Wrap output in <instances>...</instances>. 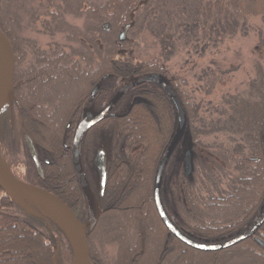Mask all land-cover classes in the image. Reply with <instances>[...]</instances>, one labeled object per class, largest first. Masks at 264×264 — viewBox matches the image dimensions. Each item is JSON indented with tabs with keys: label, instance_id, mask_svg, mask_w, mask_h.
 <instances>
[{
	"label": "trees",
	"instance_id": "1",
	"mask_svg": "<svg viewBox=\"0 0 264 264\" xmlns=\"http://www.w3.org/2000/svg\"><path fill=\"white\" fill-rule=\"evenodd\" d=\"M140 1L0 0V29L12 46L14 84L19 82V85H13L20 108L22 132L29 134L39 149L50 154L48 164L42 165L45 187L66 201L80 218L88 213L91 220V215L96 214V211L93 210L91 198L87 200L82 196L74 175L70 148L65 149V145L70 144L71 128H68V138H65L62 137L64 127L66 123L75 121L73 112L97 80H102L98 94L100 100L110 94L118 77L130 79L145 73L162 74L183 104L187 119L184 137L193 150V171L187 177L183 170L185 160H180L178 167H174L170 160L178 146L169 156L162 182L165 207L175 215L182 232L189 236L208 242L224 240L245 230L264 206V156L258 135L264 115V76L259 74L251 79L245 92L226 91L219 100L210 96L214 83H209L210 77L205 81L208 84L204 85L202 93L205 98L201 92L200 97L196 98L192 97V92L197 89L191 92L185 90L179 74L171 72L165 65L170 56L179 51L191 48V51L198 53L211 46L216 47L240 31L245 33L249 17L260 16L264 24V0H147L138 5ZM133 10L134 25L128 32L146 31L152 40L149 47L156 50L145 52L144 57L129 51L128 48L133 44L127 37L122 43L117 39V32L129 21L128 16ZM23 16L29 19L27 24H23ZM67 16L78 17L81 23L72 24L66 20ZM37 20L42 23L43 31L52 37L44 47L21 32L24 25L31 27ZM57 35L61 39H57ZM259 36L260 45L264 46V28L259 31ZM120 47L125 49L123 54L117 53ZM256 68L260 71L259 64ZM217 69L218 73L224 75L232 72V68ZM68 71L73 72L75 77ZM45 76L48 77L44 79ZM61 77L67 80V89L61 97L64 102L60 105V112H46L43 121L36 115L41 108L40 104L44 103L40 99L44 95L38 93L43 91L41 87L47 86V83L54 86ZM31 84L40 86L34 98L30 96L32 91L26 95L24 90ZM43 94L49 98L50 94ZM130 94L136 95L138 100L127 114L121 117L109 116L101 121V124L108 126L102 125L104 129L98 127L90 132L95 136L98 130H104L113 145L123 144L128 150L112 156L109 184L114 185L115 202L124 201L121 205L126 208L125 214L126 218L129 217L130 225L122 237L116 224L119 217H125V214L115 210L111 214L115 222L107 235L97 236L96 227L90 229L86 236L90 262L264 264V249L252 236L232 247L200 252L165 233V227L158 223L159 219L154 213L151 191L158 160L176 126V111L167 94L155 84H139L131 88ZM36 98L40 99V104L33 103ZM57 100L55 97L51 103H59ZM33 105L37 106L34 108ZM6 108L4 105L2 111ZM52 126L55 127L56 136L50 137ZM41 129L47 130L45 135H48L43 140L39 136L42 134ZM98 137L92 139L90 153L102 138ZM86 151L88 153V147ZM27 156L24 157L26 167H30L29 177H35L34 164ZM121 182H124L122 184L126 188L119 193L121 187L118 185ZM0 215L4 218L19 217L16 213ZM48 221L50 225L45 232L53 230V234L43 245L35 239L39 235L30 237L27 231L22 235L13 221L4 222V244L11 242L23 249L27 239H33L43 250H54L55 246L61 250L48 252L45 264H72L73 251L68 239L61 237L63 232L52 220ZM157 230L160 231L158 236ZM54 234L66 242L61 246ZM254 235L264 241V223ZM113 241L117 244L118 252L110 256L104 246ZM164 241L170 243L169 249L167 247L169 252L161 253ZM130 244H136V250L144 252H121L127 247L129 249ZM173 245L178 252H172ZM6 253L9 258L0 252V264H29L24 260L27 258L25 252L23 256L19 255L21 252ZM160 253L162 257L159 261ZM136 257H139L138 263Z\"/></svg>",
	"mask_w": 264,
	"mask_h": 264
},
{
	"label": "flooded vegetation",
	"instance_id": "2",
	"mask_svg": "<svg viewBox=\"0 0 264 264\" xmlns=\"http://www.w3.org/2000/svg\"><path fill=\"white\" fill-rule=\"evenodd\" d=\"M120 51H122V53L125 51L124 48H121ZM146 74V73H145ZM105 78V77H104ZM122 77H118L115 79V83H114V87L112 89H110V94H108L107 96H103L100 100H99V97H98V94H99V90L101 88V85H102V80H97V82H95L87 91V95L84 97V98H81L80 101H79V106L77 108V110L75 112H73V115L75 116V121H70V123H66V126L64 127V130H63V133H62V137L64 136L65 138H68L67 137V133H68V128H71V140H70V144L68 145H65V149H68V147L70 148V152L72 153V139H73V134L74 133V130H75V127L81 117V114L83 112V110L85 108H93L92 109V112H96V111H99L101 110L110 100L111 98L117 93L118 89H120L125 83L127 82H131V81H134L135 77L134 78H127V81L124 82L122 85L119 86V84L117 83V79H121ZM13 84H14V79H13ZM12 84V85H13ZM19 85V82L16 83ZM14 84V85H16ZM151 84H154V83H151ZM13 85V86H14ZM139 85V84H138ZM138 85H135V86H132L133 88L138 86ZM95 86H98L96 89H95ZM130 87L127 91H125V93L121 96V98H119L116 103L112 106L111 110H109L104 116L102 119H100L99 121H97L96 123H94L91 127H89L85 132H83V136L81 138V141H80V147H79V155H80V162H81V165H82V170L84 171V175L86 177V180H87V185H89V189H90V198H91V201H92V207H93V210L96 211V214H93L91 216H93V219H91L94 223L91 222V220H89V216L88 213H87V217H79L74 210H72L70 208V205L64 201L63 199H61L70 209L71 211L75 214V216L79 219V221L81 222V224H83L85 226V236H88V232L89 230L93 229L94 227H96V234L97 236L99 235H102V234H106L108 233L109 229L111 228V226L114 224V217L112 214L113 211L115 210H121V212H123L125 214V209L123 207V205L121 206V204H123L122 202H124L123 200L121 202H118L116 203V194H115V191H114V185L112 184H109L110 183V180H109V176H110V163H111V158L112 156H114L115 154L117 153H123L122 151H120L122 148H126V146H124L123 144L121 145H117V144H114L111 142V138H109L108 135L104 134V130L100 131L98 130V132L96 133V135L94 136L93 134H91L90 132L92 131V129H96L98 127H102V129H104V126H108V124H101V121H104L106 118H108L109 116L111 117H121L125 114H127L130 109H131V106L133 105V103H135L138 98L136 95L134 94H130V91H131V88ZM14 89H15V86H14ZM14 92L13 91V102H12V105H10L11 107L7 106V108L3 111H2V108L0 110V113L3 115V124H2V128H1V132L3 134V143L1 144L0 142V149L2 152L5 153V158L8 160V163L10 165V170H13L14 168H18V166L21 168V173L19 172H11L12 175L15 177V178H18L28 184H31V185H34V186H37V187H40L44 190H47L48 192L52 193L50 190L47 189V187H45L46 185H44L43 183V180H44V170H43V167L42 165H45V164H48L49 160H48V156H50V154L48 152H45L44 149L40 148L38 146H36V142L33 140V138L31 136H29V134H27L26 132H22V126H21V116H20V108H19V105H18V100L17 98H15L14 96ZM4 107V106H3ZM73 116V117H74ZM72 117V118H73ZM16 119H18V124H16ZM104 125V126H102ZM17 128L16 130L18 131V135L19 138H20V147L22 149V154L23 155H20L19 152H18V147L17 145H15L13 143V140H12V136H14V129ZM28 136L32 143H33V147L35 149V153H36V161L38 163V167H36L35 165V162L33 160V158L30 156L29 154V151L27 149V146L26 144L24 143V136ZM94 136V137H97L99 135V137H102L100 141L96 142V147L95 149H92V152L90 153V145L91 143L93 142L92 139H94V137L91 139V136ZM98 137V138H99ZM1 139V138H0ZM2 140V139H1ZM11 140H12V143H11ZM180 142H178L176 145H175V148L179 145ZM168 146V144H167ZM166 146V147H167ZM88 147V153L86 151ZM175 148L173 150H175ZM101 149H104L106 152V182L104 183L105 186H104V189L102 191V193H100V184H99V181H100V175L98 174V169H97V165L95 164L96 163V157H97V154L98 152L101 150ZM166 149V148H165ZM27 153V154H26ZM126 153V152H124ZM164 153V152H163ZM28 155L27 157H29L33 164H34V168H35V171H36V175L35 177H29L30 174H31V171H30V167H26L27 164L25 163V157ZM163 155V154H162ZM161 155V157H162ZM170 156V155H169ZM91 157V158H90ZM160 157V158H161ZM169 159V157H168ZM168 159L167 162H166V165L168 163ZM71 163H72V154H71ZM165 165V167H166ZM73 167V165H72ZM165 167H164V170H165ZM185 169V167H184ZM183 169V170H184ZM164 170H163V174H162V179H161V185H160V202L162 203V206L165 210V212L167 213V215L169 216V218L171 219V222H173V224L177 227V229L182 232V230L179 228L178 226V220L176 219L175 215L169 211H167V208L165 207V204H164V201L166 199H163V187H162V182H163V175H164ZM73 171H74V168H73ZM185 172V170H184ZM95 173L98 175V190L96 189L97 185H95L94 183V175ZM75 174V172H74ZM185 175V174H184ZM190 175V174H189ZM187 175V176H189ZM76 176V175H75ZM186 176V175H185ZM186 176V177H187ZM38 177V179H37ZM77 179V177H76ZM117 179L118 181H120V178L117 176ZM78 180V179H77ZM78 185H79V188L81 190V193H82V196L88 200V198H86L84 195H83V192H82V189L80 187V184H79V181H78ZM124 187L125 185L122 184ZM98 192V193H97ZM152 192V191H151ZM54 193H52L53 195ZM56 197L57 195L54 194ZM8 197V199L6 198ZM89 198V199H90ZM106 199V201H105ZM86 200V201H87ZM152 200H153V192H152ZM29 203V205L37 212V214H31L30 212H28L27 210L23 209L22 206H20L19 204H17L13 199H11V197H9L8 195L5 194V192L0 189V213L2 214H8V215H11L13 213H16L17 215H19V217H13V218H4L0 215V252H20L18 249L17 250H13L12 248L10 249L9 246H11L9 243L7 244H4V241L2 239L3 237V232L5 231L4 229H6L4 225V222H7V221H13L15 223V227H17V230H20L22 232V235L25 233V231H27L29 233V236L32 237H36V235H39L40 237L38 238H35V239H38V242H40V245H43L42 243H47V239L50 238V235L53 234V230H49L48 232H45L46 230V227H48L50 224V222L48 220H52V218H50L49 215H47L44 211H42V208H39L38 206V203L36 202H32V201H27ZM13 203L15 204L13 206ZM8 204V205H7ZM153 205H154V201H153ZM110 209V210H109ZM154 210H155V214L157 216V220L159 219V222L162 226L165 227L163 220L161 219V217L159 216L156 208H155V205H154ZM107 211H109L107 213ZM21 215V216H20ZM125 220H126V214H125V217H122L120 216V218L118 219V222H117V228L119 230V233L120 235H122V237H124L126 235V231L124 230L125 229ZM130 221L128 220V223L127 225H130L129 224ZM152 224V222H151ZM153 225V224H152ZM154 225H156V223L154 222ZM61 229V231L63 232V237L64 239L67 237L66 235V231L65 229L60 226L59 227ZM166 231L165 232L166 234H168L169 236L179 240V242H182L179 238H177L175 235H173L172 233H170V231H168V229L165 227ZM50 233V234H49ZM184 235L188 236L189 239H193L195 241H200L198 239H195L191 236H189L188 234H186L185 232H182ZM159 233H157L156 235L158 236ZM55 235V239L56 241L58 240L60 245L62 246L63 242L66 240H60V238L57 237L56 234ZM253 238V236H252ZM62 239V238H61ZM52 240V238L50 239ZM86 241H87V248H88V255H89V245H88V239L86 237ZM50 242V241H49ZM201 242H207V243H212V242H208V241H201ZM183 244L187 245L186 243L182 242ZM117 244L113 241L111 243H108L106 244L104 247V250L105 252H109V248L111 247H114V252H118L117 250ZM130 248L128 249V247L126 249H122L121 252H137L138 250H136L137 248V245L136 244H130ZM169 245L170 243H168V241H164L163 243V248L162 250L160 251L161 253L163 252H169L168 249H169ZM178 246V245H177ZM189 246V245H187ZM132 247H135V249H132ZM168 247V249H167ZM191 247V246H189ZM193 248V247H191ZM167 249V250H166ZM196 249V248H194ZM134 250V251H133ZM198 250V249H196ZM43 251H46L47 252V249L46 250H43ZM60 252L61 250L55 246L54 250L52 249H49L48 252ZM219 251V250H218ZM30 252V251H29ZM144 252L143 250H139L138 251V254L139 253H142ZM146 252V251H145ZM172 252H178V249H176L174 247V245L172 246ZM201 252V251H200ZM204 252H211V251H204ZM213 252V251H212ZM160 253L159 255V261L162 257V254ZM110 256H113V255H110ZM56 258V256H54V259ZM89 264H92L89 260Z\"/></svg>",
	"mask_w": 264,
	"mask_h": 264
},
{
	"label": "water",
	"instance_id": "3",
	"mask_svg": "<svg viewBox=\"0 0 264 264\" xmlns=\"http://www.w3.org/2000/svg\"><path fill=\"white\" fill-rule=\"evenodd\" d=\"M147 0H141L138 5L145 3ZM134 13L131 12L128 17L132 19ZM134 25V21H130L123 25L121 31L118 34V41L123 42L126 38V34L131 26ZM12 47L7 36L0 29V58H1V67L2 71L0 74V108L2 105L6 104L11 107L13 102V74H14V56H13ZM142 83H155L157 84L165 93L169 96L174 104V108L177 114V122L176 128H174L173 136L165 149L160 160H158V165L155 170L154 182H153V201L155 208L163 220L165 227L179 238L182 242L187 245L196 248L200 251H218L228 247H232L234 244L240 242L241 240L252 236L254 232L262 226L264 223V206L255 220L240 233H237L225 240L213 243L195 241L193 239H189L188 236L184 235L180 232L177 227L171 222V219L165 212L162 203L160 202V185L164 167L166 162L175 148V145L180 141L184 134V130L186 129V113L183 107V104L176 93V91L171 87V85L167 82V80L162 77L161 74L155 72L150 74H143L135 78L134 81L125 83L120 89H118L117 93L111 98V100L99 111L92 112L91 107L85 108L81 114V117L75 127L72 139V165L74 168V172L79 181L80 187L82 189L83 195L86 198H90V189L89 185H87V180L84 175V171L82 170V165L80 162L79 155V147L80 141L83 136V132H85L89 127H91L94 123L103 118V116L111 110L112 106L116 103V101L121 98V96L127 91L130 87L142 84ZM98 86H95V89ZM260 135V145L262 148L263 156H264V115L261 118L259 124V134ZM24 136V141L29 151L30 156L33 158L36 167H38V163L36 161V153L35 149L32 146L33 143L28 136ZM106 151L101 149L96 157V165L98 169V174L100 175V193H102L105 182H106ZM193 151L189 149L186 153L185 159V172L184 174L187 176L193 171ZM0 189H2L6 195L11 197L17 204L23 207V209L27 210L31 214H37V212L29 205L27 202L36 201L39 204V208L46 209L45 207L49 206L52 210H54V215L59 218L64 226L71 227L72 230L76 233V241L77 247L73 244L71 238V244L74 251V264H89V255L86 236H85V226L81 224L79 219L75 216V214L71 211V209L58 197L54 194L44 190L40 187L28 184L18 178H15L11 173L0 170ZM43 204V206H42ZM53 218V217H52ZM55 219V218H53ZM56 220V219H55ZM57 221V220H56ZM62 227L63 225L57 221ZM64 228V227H63ZM67 233V232H66ZM69 236V235H68ZM258 245L264 249V241L263 239H259V237L253 235L252 238Z\"/></svg>",
	"mask_w": 264,
	"mask_h": 264
},
{
	"label": "rangeland",
	"instance_id": "4",
	"mask_svg": "<svg viewBox=\"0 0 264 264\" xmlns=\"http://www.w3.org/2000/svg\"><path fill=\"white\" fill-rule=\"evenodd\" d=\"M24 16H26V14ZM24 16H23L22 22L23 24L25 23L27 24L29 19ZM41 19H43V17ZM66 20H68L72 24L79 25L81 23V19H79L78 17L74 18L71 16H67ZM32 25L33 26L31 27L30 25L29 26L24 25V29L23 31H21L24 33L22 35L27 36L30 39L36 40V42H38L39 45L44 47L46 43L52 40L51 39L52 37L43 31L42 23L39 20H37V22L33 23ZM262 28H264L262 17L260 16L249 17L247 20V28H246L245 33L240 31L233 38L224 40L222 43H219L216 47L211 46L210 48L204 51H201V52L198 51V53L191 51L193 50L191 48L186 49L187 51L186 50H182L181 52L179 51L176 54L170 56V59L168 60V64L166 63V65L165 64L164 65L167 66L171 72L179 74L181 81H183V88L185 90L191 92L192 89H197L198 92L197 91L192 92V97H196V98L200 97V95L203 93V89L205 88L204 85L208 84V82H205V81H207L210 77L211 78H210L209 83H212V81L214 82L213 90L210 96L216 98L217 100H219L222 94L225 93L226 91H229V92L244 91L245 92L246 86L251 79L255 78L256 75H259V74H262L264 76V46L260 45L261 38L259 36V31H261ZM119 32L120 30L117 33L119 34ZM56 38L61 39V36L57 35ZM127 38L129 39V42L133 44V46L128 48L129 51H131L132 53L136 52V54H139L141 57H144L145 52L151 53L153 51H156L149 47L152 40L146 31L135 33V30H134L133 32L132 31L128 32ZM189 50L191 51V53L188 52ZM119 57H121V55ZM211 61H212V64L209 65ZM258 64L260 65V71H258L256 68ZM218 67L223 70L232 68V72L230 73L226 72L225 75L220 74L218 73V69H217ZM202 71H204L205 74L202 73ZM58 72H61V70H59ZM69 73L72 74V76H74L73 72H69ZM47 77L48 76H45L43 78L45 79ZM57 77L60 78L58 74H57ZM117 80H118L117 83L120 86L124 82L127 81V78H121ZM76 82L78 83V81ZM66 83H67V80L65 79V77H61V79H59L54 86L47 83V86L45 85L44 87H41V90H43L47 94H50L48 96L49 97L48 99L46 95L43 94L44 93L43 91L39 92L40 86L35 87L33 86V84H31L29 87L26 86L24 88V90H26V95L29 93V91H32V95H30L31 98L36 97L38 94L44 95L42 98H40L42 102L44 103H41L39 98H36L35 100H33V103H37V104L41 103L40 104L41 108L38 109V113L36 114L39 116L41 120L43 119L44 121L46 119L45 118L47 114L46 112L48 113H50V111L51 113H55L57 111L60 112L59 110V108H61L60 105L63 104L64 102L61 97H63V95L65 94L64 90L67 89ZM36 92H39V93L37 94ZM55 97L58 99L57 101H59V103H57L56 101L54 103H51V101ZM203 98L205 97L203 96ZM58 113L56 114L59 115ZM30 115L34 116L33 114H30ZM3 121H4L3 115L0 113V130L2 128L1 126L3 124ZM16 124H18V119H16ZM46 124L48 123L46 122ZM27 128L29 130H32L30 127H27ZM16 129L17 128L14 129V136H12L13 137L12 140H13V143L17 145L19 154L23 155L22 149L20 147L21 146L20 138L18 136L20 134H18V131ZM41 130H42V134H39V136H40V139L43 140V138L46 136L45 134L47 133V130H44V129H41ZM53 131H55L54 126L50 132H53ZM2 136L3 134L0 131V138L2 139V140L0 139L1 144L4 141ZM49 136L51 137V135ZM46 137H48V135ZM181 139L182 140L179 143L178 147L176 148L173 154V157L170 159L173 162L174 167H178L177 165L180 162V160L184 161L186 151L188 150V148H190V143L188 139L185 137ZM12 140H11V143H12ZM120 151L126 152L128 150L127 148L125 149L122 148ZM5 157H6L5 153L2 152L0 149V158H2L5 164L6 170L8 172H13V174L15 170L16 172L19 173L21 171V168L18 166V168L16 169L14 168L15 170L14 169L10 170L11 169L10 165L8 163V160ZM93 179L95 182L94 184L97 185L96 189L98 190V175L96 173ZM122 183L124 182H121L118 185V187H121V189H119V193L124 191V188H126L122 185ZM128 220H129V217H127L125 220V229H124L125 231L127 229L126 227L128 226L127 225ZM143 223H144V220H143ZM159 232L160 231L156 232V234ZM9 244L11 245V247L9 246L10 249L12 248L14 250V247H15V250L18 249L21 252V254L19 255H22L25 252L26 254L25 257L27 258L24 260H26L29 264H45L48 258L47 256H49L48 251L47 252L43 251V248H41L38 245L37 241L33 239H27V244L23 246V249H22V246L20 247L19 245H16V244L14 246L13 245L14 243L11 244L10 242ZM109 253H110L109 255L115 254L114 247L109 248ZM3 255L6 258L7 257L9 258L6 252H4ZM68 264L70 263L68 262ZM72 264H74V256H73Z\"/></svg>",
	"mask_w": 264,
	"mask_h": 264
},
{
	"label": "bare ground",
	"instance_id": "5",
	"mask_svg": "<svg viewBox=\"0 0 264 264\" xmlns=\"http://www.w3.org/2000/svg\"><path fill=\"white\" fill-rule=\"evenodd\" d=\"M132 19H129V21L128 22H130ZM132 21H134V20H132ZM128 22H126V23H128ZM126 23H124V24H126ZM123 24V25H124ZM123 25H122V27H123ZM121 27V28H122ZM9 40V39H8ZM0 64H1V58H0ZM1 71H2V67H1V65H0V74H1ZM141 75H143V74H141ZM141 75H139V76H141ZM138 76H136L135 78H137ZM134 78V79H135ZM13 79H14V74H13ZM13 91H14V86H13ZM171 100V99H170ZM171 102H172V100H171ZM172 104H173V102H172ZM35 106H37V105H33V107L35 108ZM173 106H174V104H173ZM174 108V107H173ZM176 111V110H175ZM52 129H53V126H52ZM50 135H52V136H56V132L55 131H53V132H51V134ZM24 141V140H23ZM24 143H25V141H24ZM0 170H2V171H6L7 172V170H6V168H5V164H4V162H3V160H2V158H0ZM42 206H43V204H42ZM46 208V210H47V212L51 215V216H53V218H55L59 223H61V221L59 220V218L57 217V216H55L53 213H54V210H52L49 206H47V207H45ZM62 224V223H61ZM63 225V227H64V229H65V231L67 232V234L69 235V238H71V240H72V242H73V244L75 245V248L77 247V241H76V233H75V231L74 230H72L71 229V227H68V226H64V224H62ZM138 258L139 257H136L135 258V260H136V262L138 263Z\"/></svg>",
	"mask_w": 264,
	"mask_h": 264
}]
</instances>
